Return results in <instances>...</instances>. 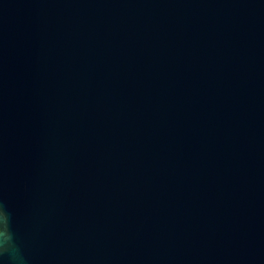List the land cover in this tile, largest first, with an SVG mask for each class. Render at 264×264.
Listing matches in <instances>:
<instances>
[{
    "label": "water",
    "instance_id": "water-1",
    "mask_svg": "<svg viewBox=\"0 0 264 264\" xmlns=\"http://www.w3.org/2000/svg\"><path fill=\"white\" fill-rule=\"evenodd\" d=\"M0 206L24 264H264V0H0Z\"/></svg>",
    "mask_w": 264,
    "mask_h": 264
},
{
    "label": "clouds",
    "instance_id": "clouds-1",
    "mask_svg": "<svg viewBox=\"0 0 264 264\" xmlns=\"http://www.w3.org/2000/svg\"><path fill=\"white\" fill-rule=\"evenodd\" d=\"M0 213H2L4 217L3 228L5 231H7L9 218L2 206H0ZM5 254L8 255L12 264H24V255L16 244L0 248V257L4 256Z\"/></svg>",
    "mask_w": 264,
    "mask_h": 264
}]
</instances>
